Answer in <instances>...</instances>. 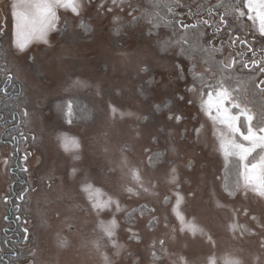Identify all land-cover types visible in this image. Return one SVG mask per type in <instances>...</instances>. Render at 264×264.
Returning a JSON list of instances; mask_svg holds the SVG:
<instances>
[{
    "label": "rangeland",
    "instance_id": "rangeland-1",
    "mask_svg": "<svg viewBox=\"0 0 264 264\" xmlns=\"http://www.w3.org/2000/svg\"><path fill=\"white\" fill-rule=\"evenodd\" d=\"M153 1L77 0L79 15L57 8L47 43L32 38L20 52L10 15L20 0H0V80L21 95L15 134L27 196L19 216L31 238L14 264H264L261 172L245 173L248 161L227 149L247 143L246 121L240 116L232 132L222 122L238 115L230 104L219 114L202 110L217 79L196 59L197 76L213 83L199 86L178 48L161 53L157 34H148ZM130 4L139 9L132 15ZM247 4L238 12L250 28L235 39L247 44L241 53L264 48V9ZM132 16L140 17L134 25ZM252 65L245 71L255 73ZM73 98L91 121L72 122ZM1 124L0 250L17 160Z\"/></svg>",
    "mask_w": 264,
    "mask_h": 264
},
{
    "label": "snow or ice",
    "instance_id": "snow-or-ice-1",
    "mask_svg": "<svg viewBox=\"0 0 264 264\" xmlns=\"http://www.w3.org/2000/svg\"><path fill=\"white\" fill-rule=\"evenodd\" d=\"M124 0H112V4L120 6L123 4ZM254 2H258L261 9H264V0H248L249 11H254L252 5ZM176 7H185L186 5H181L180 0H174ZM80 4L77 0H20L19 3H13L10 5V15L14 21V34H15V46L18 51L23 52L29 39L36 38L43 40L47 43L46 36L49 31L55 29L58 17L56 14L57 8H66L70 9L74 14L79 15ZM101 8L103 5L100 6ZM129 7H132L131 4ZM188 12L186 15L189 19H195V23L188 24L184 22L182 16H177L173 24V34L171 36H166L162 34H157V42L163 49V51L170 54L171 48L174 46H179L180 51L177 53V56L180 58H186L190 61V66L188 69L189 75L193 77L194 80L199 79L203 81L202 76H197V62L194 53L199 52L201 54L200 59L203 64L209 65L210 67L214 64V70L223 74H227L230 69L233 67L235 61L230 60V62L225 63L223 61L216 62L214 61V54L217 51L222 52L221 49H217L213 45L214 42L209 39L205 40L204 37L206 32L202 30V26L205 28L211 27L213 21L211 19L202 18L200 12H193L191 6L187 5ZM203 7V6H201ZM138 7H132V11L129 12V15H132V12L138 11ZM108 11L111 12L112 8H108ZM174 9L169 7V12H173ZM208 17H212L213 10L212 8L206 9ZM241 16L244 15L243 12L240 13ZM252 17L249 16V19ZM140 17L132 16L131 24L134 25L139 21ZM150 24L153 25V28L158 27L155 21L150 20ZM176 25L179 26L177 29ZM227 26V21L222 15L219 19V23L216 25L215 30L212 32V36L215 37L221 31V27ZM124 25H120L116 28L115 32L117 35L124 30ZM260 32L261 35H264V12L260 16ZM149 36H152L154 33L152 28L148 30ZM234 43V41L232 42ZM243 43V41H242ZM250 51L255 52L254 49ZM254 67H258L261 72H264V58L260 60L259 63L255 60H252ZM177 69L183 74V67L179 62L175 65ZM245 68H248V64H244ZM147 71V69H143ZM11 79V77H9ZM264 84V80L260 82ZM259 88L261 93H264V88H261L260 85H256ZM3 93L6 95V88L2 89ZM189 91H195V86L189 89ZM240 89H230L224 80L218 82L215 88L207 93L209 96L208 100L204 99V94L201 96V108L208 115H211L212 109H215L216 113L219 114L222 109L227 112V109L224 108V105L230 104L233 109L238 110V115L228 116L227 119L223 120V123H227V126L232 132H239V128L236 127V121L239 120L240 116H243L247 124V134L240 133L242 139L247 143H237L231 141L227 145V149L230 150L233 154L238 155L240 161H248L244 164L245 173L251 171L255 172L259 168L261 172V181H260V190L259 195L264 196V105L261 106V109L257 114L253 113V109L250 105L242 106L240 101L237 100L234 95L235 92H239ZM215 96V102L212 101L211 97ZM115 111V109H113ZM176 119L177 122L181 120V117L169 116V119ZM15 139V138H14ZM74 143V142H73ZM222 147H224L222 145ZM256 154L255 156L253 154ZM249 157L253 158V161H249ZM258 157V159H257ZM27 159V156H25ZM27 171L25 167L23 169ZM175 169H173V172ZM252 177L246 176V186L251 183ZM172 182H175V177H173ZM256 191L255 188H253ZM182 198H178L177 206H179ZM103 207H107L104 205ZM119 210V209H117Z\"/></svg>",
    "mask_w": 264,
    "mask_h": 264
},
{
    "label": "trees",
    "instance_id": "trees-1",
    "mask_svg": "<svg viewBox=\"0 0 264 264\" xmlns=\"http://www.w3.org/2000/svg\"><path fill=\"white\" fill-rule=\"evenodd\" d=\"M246 2L247 0H180L181 5H190L191 10L193 12L199 11L202 18L205 17L206 19H211L213 21L211 27L205 28L202 26V30L206 32L204 39H211L214 42L213 45H209L210 47L214 46L217 49H221L222 47V52L217 51L214 54V61L226 62L227 58L229 59L231 56H233L234 58V54L236 55V51L232 42L235 40V37L243 38L248 36L247 28H249V26L240 22L238 15L239 10L246 6ZM209 4H212V17H208L206 12V6H208ZM186 6L176 7L174 0H154L152 3H150L149 10L146 14L148 16L149 21H155L158 25V27L153 28V25L150 24L148 21L149 28H152V31L154 33L153 36L160 33H166V36H171L173 34V24L177 16H182L185 23L186 21L189 24L195 23V19H189V17L186 15L189 10ZM147 7H143L142 9H148ZM169 7H172L174 11L169 12ZM222 15L227 21V26H222L219 34L213 37L212 32L215 30V27L219 23V19ZM176 27L177 29L179 28L178 25H176ZM237 33L241 34V36L236 35ZM174 48H178L180 51L179 46H174L173 48H171V50H173ZM160 51L161 53H167L163 51L161 47ZM194 55L196 59L199 60L201 64H203L200 59L201 54L199 52H196L194 53ZM238 58L240 59V57ZM181 59L189 61L186 58ZM235 59L237 60V58ZM203 65L210 70L211 76L213 75V78L217 79L215 86L218 84L219 81L224 80L230 89H236L238 87L240 91L234 93L237 100H240L246 105H250L253 109V112L258 115L261 106L264 105V93H261L259 91V88L256 87L257 76L254 73H249L245 71L241 61H235L233 67H236V69L233 70L231 68L227 74L215 71L214 64L211 67L209 65ZM206 83L211 85L213 84L211 80H205L203 78V81H201L198 79L199 86H204V84ZM16 87L19 86L17 85ZM16 90L14 98L15 100L13 102H10V100L5 101L1 109L5 108V112L10 118L12 115H14L18 119V111L20 110L19 105H21V95L17 93ZM70 102L74 104V115H72V122H77L81 120L91 121L93 119L94 116L92 111L87 110L83 102L74 98L70 99Z\"/></svg>",
    "mask_w": 264,
    "mask_h": 264
},
{
    "label": "flooded vegetation",
    "instance_id": "flooded-vegetation-1",
    "mask_svg": "<svg viewBox=\"0 0 264 264\" xmlns=\"http://www.w3.org/2000/svg\"><path fill=\"white\" fill-rule=\"evenodd\" d=\"M235 39L238 40L241 38L235 37ZM236 40H234V43H233L234 47L237 44ZM239 42H240L239 46L237 45V48H235L236 55L234 54V59L237 58L238 61H241L243 67H244V64H248L249 66L250 64H252V63H248V60L250 59L253 60L255 58V60L257 61V58H259V62H260V60L264 58V48L255 49L251 47L250 45H248V48H249L248 52L245 53V51H243V53H241L242 49H240V47L243 45L247 46V44L245 43L244 39H243V43H242V40ZM250 49H254L255 52L253 53V51H250ZM238 57H240V59ZM237 60L235 59V61ZM259 62L257 61V63ZM255 68H257V70L254 74L259 79V82H261L262 80H264V72H261L258 67H255ZM252 69H254V66ZM245 70L249 71L250 67L245 68ZM259 85L261 88H264L263 87L264 84L259 83ZM5 88L7 91L6 95L3 93V91H0V94L5 97L4 100L9 101L15 98V88H12V85L10 84L5 85L0 80V90L5 89ZM5 101H3V103ZM3 103L1 104L2 107H3ZM0 110L3 112L0 114V118H1L0 124L1 123L3 124L4 122L3 125L7 126L5 127L6 133L4 134V137L8 138L7 143L10 146L16 148V151H17V157H16L17 160L15 163V168L11 169V174L15 177L16 181L12 185V196L8 200L9 213L7 217H5V222L8 227L5 228L3 231L5 240L3 244H1V247L3 246V248H1L0 250V264H14L22 256L21 254L22 244L27 246L28 245L27 242H29L31 239L28 234V231L26 232L25 230L22 229L23 218L19 216L22 210V205L26 201L27 190L25 189V187L27 186V182L25 179L21 177V174H22L21 172H26V171H22L21 168L19 167V161H20L19 145L21 141H20V137H18V135L15 134V130H17L18 126L20 125L17 126L16 117L12 119H7L4 121V119L7 117V114L5 112L6 109L3 108ZM24 189L25 191L22 192V190Z\"/></svg>",
    "mask_w": 264,
    "mask_h": 264
}]
</instances>
